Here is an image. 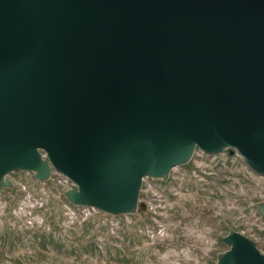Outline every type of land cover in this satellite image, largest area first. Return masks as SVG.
Segmentation results:
<instances>
[{"label": "water", "instance_id": "water-1", "mask_svg": "<svg viewBox=\"0 0 264 264\" xmlns=\"http://www.w3.org/2000/svg\"><path fill=\"white\" fill-rule=\"evenodd\" d=\"M225 148L264 176V0H0V185L57 172L127 213L145 177ZM221 240L208 264H264Z\"/></svg>", "mask_w": 264, "mask_h": 264}, {"label": "rangeland", "instance_id": "rangeland-1", "mask_svg": "<svg viewBox=\"0 0 264 264\" xmlns=\"http://www.w3.org/2000/svg\"><path fill=\"white\" fill-rule=\"evenodd\" d=\"M0 185V264H208L232 228L264 252V177L225 148L194 151L167 177L143 179L138 206L109 213L69 201L72 182L13 171Z\"/></svg>", "mask_w": 264, "mask_h": 264}, {"label": "built area", "instance_id": "built-area-1", "mask_svg": "<svg viewBox=\"0 0 264 264\" xmlns=\"http://www.w3.org/2000/svg\"><path fill=\"white\" fill-rule=\"evenodd\" d=\"M200 152H204V151H201V150H199ZM236 151V150H235ZM222 152V151H221ZM207 153V152H206ZM218 153V152H217ZM217 153H214V154H210V153H207L210 157H213V156H215ZM236 153L237 154H239L237 151H236ZM240 155V154H239ZM242 157V156H241ZM244 160V159H243ZM245 161V160H244ZM246 165L248 166V168L251 170V171H253L254 173H257V172H255L254 170H252L250 167H249V165L246 163ZM258 174V173H257ZM258 175H260V174H258ZM260 176H262V175H260ZM262 177H264V176H262ZM67 178V177H66ZM69 181H71L69 178H67ZM72 182V181H71Z\"/></svg>", "mask_w": 264, "mask_h": 264}]
</instances>
